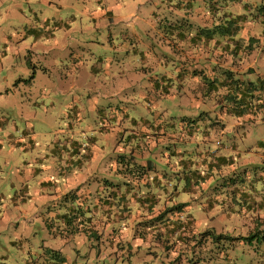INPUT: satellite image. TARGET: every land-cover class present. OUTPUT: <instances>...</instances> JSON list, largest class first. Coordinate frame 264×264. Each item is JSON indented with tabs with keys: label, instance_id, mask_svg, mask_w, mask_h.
Listing matches in <instances>:
<instances>
[{
	"label": "crops",
	"instance_id": "crops-1",
	"mask_svg": "<svg viewBox=\"0 0 264 264\" xmlns=\"http://www.w3.org/2000/svg\"><path fill=\"white\" fill-rule=\"evenodd\" d=\"M260 1L212 0L198 10L190 3L177 4L175 21L165 20L171 31L167 40L164 37L167 54L148 52L142 64L153 74L146 93L167 98L177 115L169 116L165 108L152 122L140 116L137 120L144 124L132 119L129 127L121 115L113 117L105 136L117 144L109 148L114 155L107 162L108 147L83 149L73 141L49 149L46 157L56 163L55 169L47 162L41 166L45 176L32 196L46 194L51 202L65 203L61 217L75 216L73 209L81 206L84 212L67 231H90L122 264H202L219 244L209 237L200 241L202 233H219L226 219L233 227L243 224L254 232V214L264 217V133L254 142V177L237 173L228 156L233 146L222 147L216 141L218 148L210 150L208 143L212 133L222 136L228 133L226 125L239 126L241 119L255 125L264 122V117H257L264 115V23L252 15ZM230 8L233 12H226ZM107 14L96 12L100 17ZM244 14L248 16L236 18ZM231 19L236 31L222 32L218 26ZM246 88L249 97L241 98ZM227 93L232 101L225 100ZM72 100L75 103L79 96ZM90 103L92 110L95 103ZM173 118L166 130L164 121ZM70 131L72 126L59 133ZM172 157L177 164L171 165ZM204 196L210 202L205 203ZM189 201L203 202L201 219L190 215ZM60 214L57 209L51 216ZM235 215L238 223L229 220ZM184 217L191 222L182 225ZM224 252H218L219 258Z\"/></svg>",
	"mask_w": 264,
	"mask_h": 264
},
{
	"label": "rangeland",
	"instance_id": "rangeland-1",
	"mask_svg": "<svg viewBox=\"0 0 264 264\" xmlns=\"http://www.w3.org/2000/svg\"><path fill=\"white\" fill-rule=\"evenodd\" d=\"M211 1L0 0V264H122L90 231L66 230L61 217L65 203L51 202L46 194L32 196L45 176L40 168L47 162L55 169L56 163L46 157L49 149L73 141L83 149L108 147L104 162L110 161L114 154L109 148L117 142L105 136V126L118 115L128 127L140 116L152 122L165 108L169 116L177 115L167 98L146 93L153 74L142 57L147 61L148 52L167 54L164 37L171 31L165 20L175 21L177 4L190 3L198 10ZM105 10L107 15H96ZM61 88L67 90L59 94ZM76 96L79 100L73 103ZM90 100L95 103L92 110ZM174 119L164 121L166 130ZM70 126L72 132L59 133ZM225 129L228 133L222 136L211 134L209 149L218 148L216 141L233 146L228 156L237 173L254 177V142L264 133V122L241 119L239 126ZM170 163L177 160L172 157ZM209 199L204 196L205 203ZM189 203L190 215L201 219L203 202ZM57 209L61 214L51 216ZM229 220L238 223L239 217ZM222 225L217 233L221 237L213 243L219 242L215 253L204 256L202 264H257L254 241L237 240L248 236L249 229L233 227L228 219Z\"/></svg>",
	"mask_w": 264,
	"mask_h": 264
},
{
	"label": "trees",
	"instance_id": "trees-1",
	"mask_svg": "<svg viewBox=\"0 0 264 264\" xmlns=\"http://www.w3.org/2000/svg\"><path fill=\"white\" fill-rule=\"evenodd\" d=\"M231 15H232V13L229 14V16H231ZM252 15H254V18L261 17L263 19V23H264V0H261L260 2H258L255 5L254 13ZM246 16H248V15L247 14H244L243 16L237 15L236 18L246 17ZM236 18H234V20H236ZM234 20L233 19L227 20L224 23V25H219L218 28L223 29L222 32L236 31V26H234V22H233ZM214 29H216V28H214ZM212 31H214V30H212ZM249 92L250 91L247 88L245 90H243L241 98H245L244 96H247L246 98H248ZM232 99H234V97L231 94L227 93L225 95L226 101H232ZM74 212L77 215L80 212H84V210L81 206L77 205L76 209H73L72 213H74ZM75 216H73L71 213L63 215L62 216L63 223L66 224L67 226H69L75 220L74 219ZM71 217H73V218H71ZM190 222H191V220H188L187 217L180 219V223L182 225L186 224V223H190ZM201 236H202V239H200V241H203L204 237H209V239L212 240L213 243L218 241V239L221 237V236H219V235H217L211 231L210 232H208V231L203 232ZM237 240L242 241L243 243L244 242L245 243H251L252 241H254V257L258 258V260H259L257 264H264V217H260V216L254 214V232H250V234L246 237L241 236V237L237 238Z\"/></svg>",
	"mask_w": 264,
	"mask_h": 264
}]
</instances>
